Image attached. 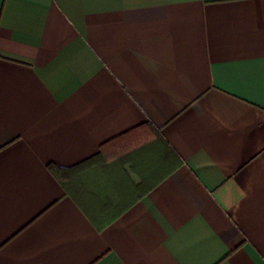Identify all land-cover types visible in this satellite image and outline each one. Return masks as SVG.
I'll use <instances>...</instances> for the list:
<instances>
[{"label":"crops","instance_id":"0c3cea01","mask_svg":"<svg viewBox=\"0 0 264 264\" xmlns=\"http://www.w3.org/2000/svg\"><path fill=\"white\" fill-rule=\"evenodd\" d=\"M0 264H264V0H0Z\"/></svg>","mask_w":264,"mask_h":264},{"label":"trees","instance_id":"16d2710c","mask_svg":"<svg viewBox=\"0 0 264 264\" xmlns=\"http://www.w3.org/2000/svg\"><path fill=\"white\" fill-rule=\"evenodd\" d=\"M126 133H128V132H126ZM122 136H123V134H121L120 136H118V137H116V138H114V139L106 142L105 144H103V146H101V150H100V152L97 155H95V156H93L91 158H88L87 160H85L83 162H80V163H78L76 165H73V166H70V167H67V168H61V167H57V166H54L52 164H49L48 167H49L50 171H52L53 173L59 172L60 175H63L64 176V175H66L68 173V171L74 170L79 165H81L83 163H86V162H88V161H90V160H92L94 158H98V156L100 155V153H102V148H104L106 145H108V144H110L112 142H115L118 138H120Z\"/></svg>","mask_w":264,"mask_h":264}]
</instances>
